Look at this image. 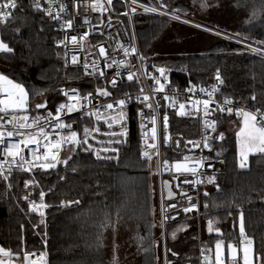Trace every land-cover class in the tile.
<instances>
[{
  "label": "trees",
  "instance_id": "1",
  "mask_svg": "<svg viewBox=\"0 0 264 264\" xmlns=\"http://www.w3.org/2000/svg\"><path fill=\"white\" fill-rule=\"evenodd\" d=\"M163 5L176 16L264 49V43H259L264 41V0H165ZM133 22L139 52L149 61L150 71L160 76L156 69H165L163 79L166 78L171 90L201 89L213 72L219 70L223 81L221 97L231 99L238 106L264 111V54L253 53L229 40L207 34L205 49L157 57L155 47L170 31L168 26L182 24L147 15H136ZM180 32L183 37L179 43L170 39L176 45L185 46L186 40L193 35ZM56 36L53 25L30 7L15 10L11 19L0 23V40L13 49L11 53L0 52V73L24 86L32 112V104L41 97L47 107L52 108L57 101L58 89L64 83L83 92L90 90L89 82L78 71L59 72L61 51L55 43ZM253 95L255 101L251 99ZM135 113L134 107L126 112V135L120 144L111 145L119 149V163L98 160L91 152L69 153L65 149L62 158L72 155L67 166L59 164L55 169L36 173L49 205L44 223H40L42 218L38 214L29 212L28 201L23 199L25 196L34 198L38 192L35 187H24V181L29 177L14 171L8 182L0 178V247L21 256V249L36 253L46 251L49 264H112L113 251L107 249V237L117 232L121 234L115 248L117 262L162 264L156 232L159 231V213L156 212L155 164L151 162L150 168L148 162L137 156L140 141ZM216 118L217 130L225 135V143L229 135L226 126L238 117L219 111ZM91 124L88 118L80 120L78 130L81 135L83 127H92ZM98 126L101 131H106L104 125ZM170 130L189 138L196 135L197 125L171 114ZM95 139L104 138L96 136ZM89 143L100 149V145L92 140ZM222 144L215 155L219 153L217 156L224 160L225 172L216 179L209 195L203 194L199 211L188 213L185 220L168 225L166 232L174 231L176 226L189 219H197L202 224L211 219L222 235L217 232L203 234L204 245L213 247L221 238L225 243L238 245L242 213L255 256H264V154H251L247 167L239 168L234 148L225 143L223 150ZM101 155L115 154L101 152ZM8 183H11V189ZM61 201L79 203L62 206ZM205 203L208 208L204 207ZM117 210L119 222L115 232L112 228L101 229L105 215L115 221ZM153 224L156 226L152 227ZM171 234L166 239L167 261L170 264H197L200 242L196 226L178 232L175 239Z\"/></svg>",
  "mask_w": 264,
  "mask_h": 264
},
{
  "label": "snow or ice",
  "instance_id": "2",
  "mask_svg": "<svg viewBox=\"0 0 264 264\" xmlns=\"http://www.w3.org/2000/svg\"><path fill=\"white\" fill-rule=\"evenodd\" d=\"M132 4H136L137 0H131ZM164 7V5H161ZM205 6L204 4L201 5ZM18 7L17 0H0V23H5L7 20L11 19L13 16V11ZM113 0H107V8L100 2V0H95L93 4V11H107L108 8H113ZM33 8L37 11H44L46 15L55 20H60L61 17L59 14L53 16L51 11V2L49 3L48 9H43L40 4V0H33ZM61 11H64V6H61ZM147 12H155L156 8L145 7L144 9ZM131 11L134 13L136 8H132ZM127 15V13H124ZM174 19H179L178 16L173 17ZM187 23L188 21H184ZM85 23H87V19L85 18ZM103 23V20L100 21ZM73 21H66L61 27L72 28ZM108 26L111 27V17H109ZM197 27H200L197 25ZM206 31L208 29H205ZM219 34V33H217ZM88 33L85 32L84 36H87ZM238 35V34H237ZM226 39H230L231 37L226 36ZM80 40H83V36L80 37ZM65 41L77 45L78 40L77 36L73 35L71 37H65V40L58 41L57 46L64 45L67 47ZM259 43H264L261 41ZM82 47V45H79ZM99 56L105 58V68H110L113 65H116L117 70L113 75V78L109 81L113 88L117 87L116 77L120 76L121 73L119 71V67L121 65H125V60L116 61L112 59L111 64L107 63V60L110 59L106 53V49L103 45H99ZM123 51L125 56L134 55L137 52L135 47L131 49L124 47L123 45L119 46ZM115 51V50H114ZM251 51L253 53L261 52L260 49L252 48ZM0 52L11 53L13 49H11L6 43L0 40ZM67 53L65 56L67 57ZM141 60L144 59L143 56L140 57ZM67 62V61H66ZM71 63L76 65L79 63V60L76 55L71 56ZM85 69V74L92 76L94 74L103 77L105 73L103 71H98L96 63L93 62L91 65L92 71H88L90 65L87 61L84 62L83 65ZM146 71V69H145ZM157 72L160 73V77L154 76L151 73H147L148 78L151 79L153 84V92L154 93H164L165 92V83H167L166 78L165 82H161V78L164 77L165 69L157 68ZM216 80L219 83H223L220 72L217 70L216 72ZM126 79L128 81L136 80L138 82V77L134 72L129 71ZM193 89L190 87L187 91L191 92ZM217 91L215 87L211 91H206L204 88L200 89L201 93H206L208 99L204 100H195L193 103L196 106V111L200 112L202 105L203 114L205 117L210 115L211 111L218 110L220 112H227L229 115L235 112V115L239 118V128L235 133L236 136V144L239 155V167L245 168L247 167V160L250 153H260L264 154V111H261L257 108L254 112L248 111L244 108H233L231 105L233 101L231 99L225 98L223 104H217L216 109H210V103H213L212 100L214 93ZM143 88H140V93L142 95L136 96V100L143 103L145 107L153 110V115L149 117L151 122V141L152 143H147L149 133L148 131L142 132V138L147 144V149L142 151L141 156L148 161L149 167L151 168V162L153 160V155L157 156L156 167L159 170L161 166L170 173H174L173 179H178L179 177H184L181 181L182 184L193 185L194 187L197 185H201L204 183L207 184H215V176L207 175L203 176V173H198L197 169L203 167L204 160L209 158H195L184 156L182 160H177L174 162H169L167 159L161 161L159 159V150L157 148V117L155 114V110L153 109L152 103L148 95L143 94ZM68 103H61L55 108V115L51 111L47 113V116H35L31 117L28 113L29 109V94L25 90L22 84L16 83L11 80L8 76L0 73V156L4 158V161L8 163V168L5 170L3 167V163H0V178H2L5 182L9 181V178L12 174V166L15 165L19 168L20 171L23 172H32L33 169H39L43 171H47L49 169H55L57 165L64 164L68 165L69 160L72 159V155L67 156L66 158L61 157V152L66 148L69 153H75L78 150L84 152H91L96 156V159H105V160H114L119 163V149L116 147H111L113 144H120L121 140L118 137L125 136L126 132L124 131V124L122 123L125 120V113L123 111L126 103L132 99L129 93L124 94V98L113 101L112 103H106L103 105H95L93 104V100L98 97L108 98L112 95L106 88H96L95 96H93L92 92L87 93L86 95L81 96L79 90L70 89L67 92L63 93ZM165 101L172 99L171 107H176V102L173 98H170L167 94L163 96ZM191 99V98H190ZM253 101H255L256 97L253 95L251 97ZM91 105L89 108L88 106ZM37 109L45 108L46 104H37L35 106ZM114 107L120 108L118 113H111V110ZM156 107H160L159 100H156ZM186 106L184 103L179 104V110L176 112L177 116H185L190 113L186 112ZM80 112V119L88 118L95 120V125L92 127L84 126L82 129V135L79 130H74L72 123H68L64 120L62 114H71L73 112ZM139 115L143 117V111L139 112ZM41 121H45L48 124V127L51 129V132L46 130L45 127L41 126ZM101 121L104 125L107 126L108 131L101 132V128L96 125H100ZM120 125L121 131L116 132L113 129L114 125ZM145 127L144 124H141V128ZM204 128L205 130L211 129L212 132H216V121H208L204 120ZM35 129V130H33ZM163 138L162 142L164 145H167L170 136L168 133V116L165 114L163 116ZM96 135H103L110 137L106 141L108 146H105L101 149H95L94 146L89 143V138L95 139ZM54 137V138H53ZM211 137L205 136L203 137V147L212 151V147L208 142ZM218 139L223 140L224 134L220 133ZM98 143H105L104 141H97ZM186 143L193 144L194 147H198L200 142L187 141ZM177 147H179V141L176 142ZM34 146V147H30ZM43 149L41 152L40 149ZM25 149L28 150V154L31 156V159H26L24 152ZM103 153H114L115 155H101ZM219 155V153H217ZM10 158V159H9ZM27 165V167H25ZM207 167H213L212 164H208ZM75 171V169H73ZM191 175L195 179H188L187 177ZM63 179V177H61ZM30 184H37V182L33 180H25L24 187L28 188ZM164 188L167 189V197L168 199L173 198V191L169 181H163ZM8 188L11 189V183H8ZM38 186V184H37ZM176 187L179 189L180 184L178 183ZM217 190H219V185H216ZM180 195L185 197L188 201V206L182 207V211L187 214L194 211H199L198 204L192 203L193 197L188 195L187 191L181 189ZM205 196H208L209 193L205 192ZM40 203L30 202L29 203V211L37 212L39 216L42 218L40 223H44L43 217L45 215L43 209L49 207L46 203H44L45 193L43 191L40 192ZM23 199L27 200L28 197L25 196ZM72 203H79V201H68L65 203L61 201L62 206H68ZM208 204L205 203L204 207L208 208ZM169 208L175 209L177 207L176 204H169ZM154 211V209H153ZM161 213L162 219L160 222V227L165 228L166 222L168 220H175V216H171L166 214L163 203L161 204ZM231 214V213H229ZM119 222V211L116 213V220L113 221L110 215H105L103 221L100 224L101 229L112 228L113 232H115V225ZM208 232H213V220H208ZM156 225L153 224L152 227ZM23 227V226H21ZM33 227H36L34 225ZM187 225L181 224L179 225L171 234L172 239L176 238V235L180 231H185L187 229ZM215 231L218 234L220 233V229L216 228ZM163 235V233H162ZM222 235V234H221ZM239 236H240V244L237 247L235 244L228 242L225 243L223 238L217 239L215 242V256L214 260L210 255H204L205 249H201L202 262L201 264H240L242 260V264H254V252H253V241L246 235L245 227H244V217L241 213L240 215V227H239ZM140 240H143V237H139ZM155 244L156 242L153 241ZM46 245V240H45ZM115 240L113 239V259L112 264H117V257L115 256ZM23 251V259L22 264H49L47 259V253L40 252L37 256L36 252H27ZM167 251H170L167 250ZM209 253L212 252L211 249L207 250ZM242 254V255H241ZM16 256L17 259L20 257V253H13L10 249H5L0 247V264H13V256ZM173 255H177L173 253ZM35 257V258H33ZM256 259L260 260L262 264H264V256L256 257ZM165 264H170L166 260Z\"/></svg>",
  "mask_w": 264,
  "mask_h": 264
},
{
  "label": "built area",
  "instance_id": "3",
  "mask_svg": "<svg viewBox=\"0 0 264 264\" xmlns=\"http://www.w3.org/2000/svg\"><path fill=\"white\" fill-rule=\"evenodd\" d=\"M165 0H137L136 4H132L131 0H113L114 7L108 8L107 11H93V4L95 0H40L41 7L43 9L49 8V3L51 2V11L53 16L59 14L61 17L60 20H55L50 18L48 15L45 14L44 11H37L33 8V0H17L18 7L15 9H21L23 7H30L34 11L41 14L45 19H47L54 27L57 36L55 39V43L57 45L58 41L65 40V37H71L73 35L77 36L78 44L73 45L67 41V47L64 45H60L59 49L61 51V67L59 72L62 74L67 73L70 70L78 71L82 78L86 79L89 82V91L83 92L79 88H71L66 85V83L62 84L57 92V101L52 108H43L39 110L29 111V115L31 117L39 116H47V113L51 111L53 115H55V108L61 103H68L67 97L63 94L64 92L69 91L70 89H77L79 90L81 96L86 95L89 92L93 93L95 96V89L96 88H106L112 95L108 98L98 97L93 100V104L95 105H103L106 103H112L115 100L124 98L125 93H129L132 97L123 108L124 113L131 108L134 107L136 109L135 113V121L137 125V134L138 139L140 141V147L137 152L138 158L143 162H148L145 158L141 156L142 151L147 149V144L145 143L144 139L142 138V132L148 131L149 136L147 143H152L150 137L151 132L150 129L152 127L149 117H151L154 113L152 109L145 107L143 103L136 100V96L142 95L140 93V88H143V94L148 95L150 98V102L152 103L153 109L155 110V114L157 117V148L159 150V159L163 161L167 159L170 163L182 160L184 156L195 157V158H209L204 160V165L201 168H198V173H203V176L213 175L216 179L221 176L225 172V163L221 157L215 155L217 151V147L222 144L225 140L218 139V136L221 132L217 130V114L218 110H214L210 112V115L207 117L204 116L202 105L200 106L201 111H196V106L194 105L195 100H204L208 99L206 93H201L200 89L195 90L193 89L191 92L189 91H173L171 90L168 85L165 83V92L164 93H154L153 92V84L154 82L148 78L147 73H151L154 76L160 77L159 75L155 74L154 72L150 71L149 68V61L139 52L137 48V44L134 37V29H133V21L136 15H147V16H154V17H161L173 22L180 23L178 19H174L176 15L169 13L164 7L163 2ZM100 2L107 8V0H100ZM61 6H64L65 10L61 11ZM136 8V11L133 13L131 11L132 8ZM145 7L149 8H156L157 11L155 12H147L145 11ZM13 11V13L15 12ZM127 13V15H124ZM109 17H111V27L108 26ZM85 18L87 19V23H85ZM72 20L73 25L72 28L61 27L66 21ZM103 20L101 24L100 21ZM87 32L88 35L84 36V33ZM83 36V40H80V37ZM231 40V39H230ZM79 45H82L80 47ZM99 45H103L106 49V53L110 59L107 60V63L111 64L112 59L116 61L125 60L126 64L121 65L119 67V71L121 73L120 76L116 77L117 80V87L113 88L109 81L113 78L114 73L117 70L116 65H113L110 68H105V58L99 56ZM120 45L131 49L135 47L137 49L136 54L125 56L123 51L120 49ZM115 50V51H114ZM67 53V57L65 56ZM262 53V52H260ZM264 54V53H262ZM76 55L79 63L73 65L71 63V56ZM143 56L144 59L141 60L140 57ZM67 61V62H66ZM87 61L90 65L88 71H92L91 65L93 62L96 63L98 71H103L105 75L103 77L97 74L92 76L85 74V69L83 67L84 62ZM146 69V71H145ZM134 72L138 77V82L136 80L128 81L126 79L128 72ZM216 72L215 70L211 76V79L205 84L203 87L206 91H211L213 87L217 89L214 93L212 100L213 103H210V109H216L217 104H223L224 97H221V90L223 88V83H219L216 80ZM220 72V71H219ZM221 77V73H220ZM222 79V78H221ZM161 82L164 83V79L161 78ZM167 94L170 98H173L176 102V107H171L172 99L165 101L163 96ZM191 98V99H190ZM156 100H159L160 107H156ZM184 103L186 108V112L190 113L185 116H177L176 112L179 110V104ZM234 109L235 108H244L248 111H255L256 109H248L243 106L235 105L234 103L231 105ZM89 108L91 105L88 106ZM143 111V117L139 115L140 111ZM120 108L114 107L111 110V113H118ZM168 116V135L170 136V140L167 145H164L162 142V138L164 135L163 132V116ZM171 114L175 115L176 117L188 121H194L197 125V132L195 136L185 138L181 133H173L170 130V116ZM63 118L66 122L72 123L73 129H79V122L81 113L73 112L71 114H62ZM235 115V112H233ZM237 117V116H236ZM207 119L208 121H216V132H212L211 129L205 130L204 128V120ZM92 122H95L94 118L90 119ZM141 124H144L145 127L142 129ZM41 126L45 127L46 130L51 132V129L48 127V124L45 121H41ZM35 130V129H33ZM209 136V143L212 147V151L205 149L203 147V137ZM54 138V137H53ZM179 141V147H177L176 142ZM187 141L193 142H200L198 147H194L193 144L186 143ZM2 147V146H0ZM34 147V146H30ZM66 149V148H65ZM65 149L61 152V157L65 151ZM40 151L42 152L43 149L41 148ZM24 155L26 159H31V156L28 154V150L25 149ZM10 159V158H9ZM156 160L157 156L153 155L152 162L155 164V177H156V185H157V197H158V207H159V232H160V242L163 247V252L165 250L166 254V228L168 225L183 221L187 218V214L182 211V207L188 206V201L185 197L180 195L181 189L187 191L188 195L193 197L192 203L198 204V194L205 188L212 186L213 184H201L197 186L189 185V184H182L181 181L184 177H179L178 179H173L174 173H170L169 171L165 170L163 166L158 170L156 167ZM0 163H3V167L5 170L8 168V163L4 161V158L0 156ZM212 164L213 167H207L208 164ZM27 167V165H25ZM14 171L21 172L29 177V180H33L37 182V184H30L29 187H35L38 192L34 198H29L28 205L30 202L40 203V192L41 190L39 183L36 179V173L39 169H33L32 172H23L20 171L18 167L15 165L12 166ZM188 179H195L191 175L187 177ZM168 180L170 182L171 188L175 197L166 200L165 199V191L163 189V181ZM180 184V188L176 187L177 184ZM44 196V203L46 202V192ZM163 203L164 209L166 214L175 216V220H168L166 222V227L161 228L160 222L162 219L161 213V204ZM169 204H176L177 207L175 209L169 208ZM48 205V204H47ZM47 208L43 209L45 215L43 219L46 218ZM199 209V206H198ZM29 210V209H28ZM33 214H38L37 212H31ZM197 212V211H196ZM39 215V214H38ZM163 233V235H162ZM45 247V244H43ZM205 249L204 255H210L211 258L214 260V251L212 246L204 245L198 248L197 254V264H201L202 256H201V249ZM211 249L212 252L209 253L207 250ZM39 253H37V256ZM35 258V257H33ZM166 260H164L163 264H165ZM242 264V260L240 262Z\"/></svg>",
  "mask_w": 264,
  "mask_h": 264
},
{
  "label": "rangeland",
  "instance_id": "4",
  "mask_svg": "<svg viewBox=\"0 0 264 264\" xmlns=\"http://www.w3.org/2000/svg\"><path fill=\"white\" fill-rule=\"evenodd\" d=\"M169 12V11H168ZM170 13V12H169ZM179 17V19H178V21H181L180 22V24H182V25H178V24H173V23H171L169 26H168V29L170 30V31H168L165 35H164V37L163 38H161L158 42H157V45H156V47H155V55H158L157 57H160V55H168V54H173V53H175V52H177V51H183V52H185V51H193V52H195V51H198V50H202V49H205L206 47H207V40H208V36H207V34H210L211 36L213 35V36H217V37H220V38H224L225 40H229V41H231V42H233V43H235V44H238V45H240V46H243V47H245V48H247V49H249V50H251L252 48H257V49H260L261 50V52L262 53H264V49L262 50L261 48H259V47H256V46H254V45H251V44H249V43H246V42H244V41H242V40H240V39H238V38H236V37H233V36H230V35H227V34H223V33H221V32H218V31H215V30H211V29H208L207 31L205 30V29H207L206 27H204V26H202V25H199V24H196V23H194V22H192V21H189V20H187V19H185V18H183V17H180V16H178ZM184 21H188L187 23H185ZM178 23V22H177ZM197 25H199L200 27H197ZM133 29H134V37H135V41H136V33H135V29H136V27H135V24H134V22H133ZM175 30H176V32H175ZM178 31V32H177ZM180 31H183L182 33H184V32H186V35L188 34H192L193 36H191V37H189L187 40H186V42H187V44L185 45V46H182V44L180 45H176V43H172L173 41L171 40V39H173V40H176V42H178L179 43V41H180V38L181 37H183L182 36V34L180 35L179 33H181ZM172 32H175V35L174 36H171L172 35ZM200 32H203V34L202 33H200ZM217 33H219V34H217ZM226 36H228V37H231L230 39H226L225 37ZM172 37V38H171ZM171 38V39H170ZM193 39H195V41H193V42H191ZM136 44H137V41H136ZM154 55V56H155ZM153 56V57H154ZM156 56L154 57V58H157ZM37 104H45V101H44V99H43V97H41V98H39L35 103H33L32 104V109L33 110H39V109H37L35 106L37 105ZM29 106H30V101H29ZM48 105H46V107H47ZM48 108V107H47ZM41 109H43V108H41ZM125 119H126V115H125ZM124 122L125 121H123L122 123L124 124ZM234 121H231V122H229L228 124H227V133H229V135H227V140H226V146H232L233 148H234V151H235V154H236V158H237V164H238V167H239V155H238V149H237V144H236V136H235V133H236V131L238 130V128H239V124L238 123H233ZM91 126H94L95 125V122H92L91 121ZM100 125H104L103 124V122L101 121V123H100ZM96 126H98V125H96ZM104 128L106 129V131H108V129H107V126L106 125H104ZM114 129H116V132H120L121 131V128H120V125L119 124H117V125H114V127H113V129L112 130H114ZM124 131L126 132V129H125V125H124ZM101 132H103V131H101ZM96 136H102L104 139H101V140H99V141H104L105 143H98L97 141L98 140H96V139H92V138H89V140H92L94 143H97L98 145H100V149L101 148H103V147H105V145H107L106 144V141L108 140V139H111L110 137H107V136H103V135H96ZM118 138H120V140L121 139H124V136H121V137H118ZM225 143H223L222 145H221V147L223 148V150H225L226 148H224L225 147ZM108 146V145H107ZM221 148V149H222ZM251 154H255V153H250L249 154V156L251 155ZM249 156H248V158H249ZM248 161V160H247ZM247 163V162H246ZM240 168V167H239ZM212 188H213V186H211V187H208L207 189H205V190H202V191H200L199 192V194H198V206H200V202H201V198H202V196H203V194L205 193V192H208L209 190H212ZM157 206H156V209H157V214H158V211H159V207H158V199H157ZM197 213V212H196ZM197 216V215H196ZM194 220H195V222H194ZM181 224H185V225H187L188 227H187V229L186 230H188V228L189 227H191V226H193V225H195L196 226V228H197V230H199V242H200V244H199V247L200 246H204V243H203V241H202V238H204V236H203V234H205V235H209L210 233L208 232V223H206V224H202V222L201 221H199V220H197V219H189L188 221H186V222H184V223H181ZM181 224H179V225H181ZM178 225V226H179ZM178 226H176V228L178 227ZM175 228V229H176ZM214 228H216V224H213V229ZM157 234H159V245H160V250H161V254H162V259H161V262H162V264H163V262H164V260H167L168 259V257L166 256V254H165V250H164V252H163V247H162V245H161V242H160V232L158 231V229H157ZM173 231H171V232H166V239L168 238V235H170L171 233H172ZM211 233H216V231H215V229L213 230V232H211ZM120 236H121V234H118L117 232L116 233H113V234H111L110 236H108L107 237V246H108V251L109 252H112L113 251V239L115 240V245H116V247L119 245V242L118 241H120L121 239H120ZM240 244V243H239ZM239 244L238 245H236L237 247H239ZM198 247V248H199ZM213 251H214V256H215V244L213 245ZM253 252H254V247H253ZM112 255H114V253L112 254ZM115 255H117V251L115 250ZM242 255V254H241ZM132 257V256H131ZM110 259H113V258H110ZM117 261H118V259H117ZM132 261H133V259H132ZM135 261V260H134ZM125 263H128V262H125ZM117 264H120L119 262H117ZM254 264H261L260 262H259V260L258 259H256V256H255V253H254Z\"/></svg>",
  "mask_w": 264,
  "mask_h": 264
},
{
  "label": "water",
  "instance_id": "5",
  "mask_svg": "<svg viewBox=\"0 0 264 264\" xmlns=\"http://www.w3.org/2000/svg\"><path fill=\"white\" fill-rule=\"evenodd\" d=\"M165 181H168V180H165ZM163 189H164V191H165V199H166V200H170V199H168V197H167V189L164 188V185H163ZM174 197H175V194L173 193V198H174ZM12 259H13V261H18V260H20V259H23V256L20 255L19 259H17V257L14 255Z\"/></svg>",
  "mask_w": 264,
  "mask_h": 264
},
{
  "label": "crops",
  "instance_id": "6",
  "mask_svg": "<svg viewBox=\"0 0 264 264\" xmlns=\"http://www.w3.org/2000/svg\"><path fill=\"white\" fill-rule=\"evenodd\" d=\"M232 121L239 124V118H233ZM13 264H22V260L21 261H13Z\"/></svg>",
  "mask_w": 264,
  "mask_h": 264
}]
</instances>
